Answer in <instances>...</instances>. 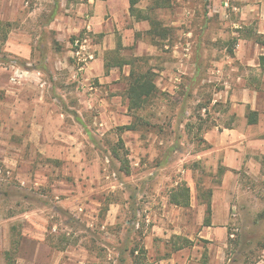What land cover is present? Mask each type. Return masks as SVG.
<instances>
[{
    "label": "rangeland",
    "instance_id": "1",
    "mask_svg": "<svg viewBox=\"0 0 264 264\" xmlns=\"http://www.w3.org/2000/svg\"><path fill=\"white\" fill-rule=\"evenodd\" d=\"M80 1L0 0L1 263L14 264L11 249L23 239L37 243L24 253L34 264H132L135 246L146 264L172 253L180 264H189L187 254L196 264L264 261L263 156L226 179L223 256L197 237L185 243L182 234L165 240L152 231L157 217L171 228L183 213L168 202L178 185L187 184L190 200L197 187L203 195L222 186L221 155L204 137L248 112L243 82L257 81L237 55L244 34L237 0H170L152 11L165 36L150 38L148 22L139 21L140 31L114 39L98 62L90 47L103 49L102 35H56L55 18ZM151 5L136 6L150 15ZM131 66L150 71L157 87L137 111L125 97ZM127 125L135 130L119 129ZM251 129L253 137L264 134V126Z\"/></svg>",
    "mask_w": 264,
    "mask_h": 264
},
{
    "label": "crops",
    "instance_id": "2",
    "mask_svg": "<svg viewBox=\"0 0 264 264\" xmlns=\"http://www.w3.org/2000/svg\"><path fill=\"white\" fill-rule=\"evenodd\" d=\"M236 2L234 9L237 10V23L242 30L241 32H244L238 38V59L241 64L257 75V81L254 85L251 86L246 84V81L243 82V91L246 93L240 96L245 98L243 99L244 104L249 105L248 111L257 113V122L252 125L248 124L247 113L243 109L241 113H236V123L231 128L223 129L221 132L214 133V131H211L205 134L204 139L209 144V150L220 153L222 165L225 168L222 186L213 190L211 194L209 226L204 224L206 218L205 206L200 204L197 198H191L188 207L179 208L180 212L183 213H180V218L175 221L174 226H171V228L165 227L159 217H157L159 221L152 226L153 237L166 240L172 235L182 234L189 241L197 237L211 243L209 245H213V248L218 253L221 252L222 256L230 236L227 231L230 199L226 179H230L229 176H231L233 170L241 168L250 161L256 162L254 156L261 159L262 156L264 157V134L253 137L251 129L256 125L259 128L264 126V115H261L264 114V109L260 110L258 107L259 96H264V60L260 62V58L264 59V0H237ZM76 7L75 11L71 10V14L55 18L56 35L62 37L66 34L70 35L81 31L93 36L102 35L104 40L103 49L100 44H93L90 47L92 54L89 55L93 57V62H98L107 49L115 48L116 43L112 45L114 39L120 37L124 40L130 33L134 35V33L140 31V23L144 22L139 23L130 16L127 0H81L76 4ZM131 23L132 26H129ZM108 41L109 45H107ZM248 88L254 90L248 91ZM259 90L261 91L259 92ZM261 100H264V98ZM245 105H242V107L245 108ZM193 229L196 232L194 231L193 235L189 234ZM27 244H31L32 247L36 248L37 243H32L27 239L18 242L14 264H23V262L24 264H34L35 256L31 253L24 257ZM6 248L5 246L3 249L8 250L10 247ZM181 251H185V249L178 252ZM187 257L188 254L183 263H198L196 256H193L190 260H187ZM159 262L161 264L181 263L180 257L176 256V253H172L170 258ZM0 264H2L1 260ZM256 264H264V261L256 262Z\"/></svg>",
    "mask_w": 264,
    "mask_h": 264
},
{
    "label": "trees",
    "instance_id": "3",
    "mask_svg": "<svg viewBox=\"0 0 264 264\" xmlns=\"http://www.w3.org/2000/svg\"><path fill=\"white\" fill-rule=\"evenodd\" d=\"M129 3V13L130 16L135 19V21H147L149 24V30L148 35L150 38H153L158 35L165 36V31L160 30V24L159 22L152 16V11L156 8H167L169 7L170 0H152L153 6L151 5L148 7L147 11L149 14L142 13V10L139 9L136 5L140 2V0H127ZM4 26L8 27V24H5ZM159 31V33H158ZM6 41V35L0 36V44H3ZM264 59L260 58V62H262ZM128 65V63H118L116 66L121 65ZM108 66V65H107ZM112 66V65H111ZM106 67V66H105ZM128 84L127 88L125 90V97L128 101V109L131 111H137L145 106V104L153 98L157 93V87L154 83L153 74L148 70H141L139 68H136L134 66H131L129 70V74L127 77ZM247 122L248 124L252 125L257 122V113L254 111H248L247 112ZM120 130H127L132 131L135 130L133 125H127L119 128ZM225 171V168L219 167L217 170V173L219 175H222ZM197 191V201L205 206V213L206 218L204 224L206 226L210 225V216H211V208H210V199L212 194V189L208 188L203 193V195L198 194V187L196 188ZM169 204L186 208L189 206L190 202V189L187 186L186 183H182L181 185H178L177 188L173 189L172 192L169 195ZM18 242H15V246L13 249H11L15 254L17 252ZM185 243H190L189 240L184 239ZM12 251H6L4 253L5 258L10 256ZM138 251L137 256L134 255L135 252ZM146 252L143 248L137 249L135 246V249L131 251L132 264H146ZM140 255V258L138 257Z\"/></svg>",
    "mask_w": 264,
    "mask_h": 264
}]
</instances>
